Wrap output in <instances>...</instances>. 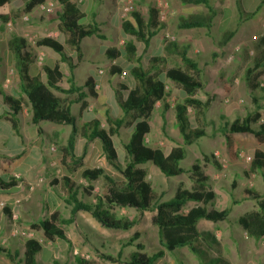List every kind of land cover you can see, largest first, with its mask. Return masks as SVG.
Returning <instances> with one entry per match:
<instances>
[{"label":"trees","instance_id":"trees-1","mask_svg":"<svg viewBox=\"0 0 264 264\" xmlns=\"http://www.w3.org/2000/svg\"><path fill=\"white\" fill-rule=\"evenodd\" d=\"M61 10L57 13L58 29L62 34L63 42L52 37H38L34 41L36 48H47L58 55L59 62L55 65H43V77L33 71V53L25 38L12 36L7 42L8 51L14 61V69L19 78V90L24 96L16 98L0 90L2 103L9 108L7 115H1L0 120L10 123L16 136L22 139L19 132L16 115L25 105L30 111V121L33 125L40 122H49L57 125H66L71 128L65 147L61 148V164L66 175L60 179H53L51 185L61 196L62 202L70 208L68 217H64L59 208H55L43 219L29 224L35 232H42L44 237L53 242L56 239L67 242L64 227L75 222L79 212L89 213L90 216L103 228L111 230L128 231L134 225L128 218L116 217L114 207L131 208L140 213H152L151 224L157 228L159 243L163 249L150 255L141 252L144 246L134 244L140 251L130 254L125 264H156L165 255V250L175 252L177 249L188 247L202 261V264H227L221 258H208L207 250L197 247L195 243L204 241L209 245H217L212 234L200 231L198 223L201 220L212 223L228 220L230 209L208 210L207 206L214 199V193L205 189L208 177L201 171L199 165H192L190 172L197 184V189L186 190L177 188L172 198L162 200L161 193L155 191L147 181V171L141 165L151 163L165 177H176L186 171L179 165L185 158V146L194 144L205 136L203 125L207 123L206 113L212 102L207 98L202 100L196 96L203 89L201 80L202 70L198 63L190 59L185 52L178 51L175 45L166 46L167 51H175L182 66L168 67L167 61L160 55L150 56L141 64V55L151 44V40L165 28L160 21L159 10L153 4L147 6V17L139 10L133 9L129 15L122 19L120 27L127 36V42L122 49L114 47L104 50L107 59L114 60L110 66L109 74L114 77L122 72L121 63L124 59L127 64L126 75L128 79L118 85L114 90L117 105L122 113L121 118H115L106 110V128L101 127V122L96 119L85 121L81 126L77 124L71 113L73 105H79V113L89 107L87 98L97 99L96 82L89 76L83 88L74 81L73 71L77 61L82 57L81 41L84 38H98L105 40L101 24L95 16L87 24L80 23L85 13L78 3L72 0H57ZM23 12L30 14L35 8L44 4L46 0H22ZM185 4L203 5L210 17L191 18L183 21L181 29H209L211 21L216 15L215 9L208 0H182ZM9 0H0V9L8 5ZM11 21L9 14L0 11V22L7 24ZM0 31L2 27L0 26ZM232 33L224 41L230 39ZM139 45L141 50H138ZM69 50L76 53L77 61L70 56ZM256 55L249 67L245 69L243 81L246 85L253 110L243 117L235 118L225 124V147L227 155L232 162L239 159V146L234 138L235 134H247L255 139L257 147L250 153V172L259 171L264 180V37L258 39L254 46ZM66 64L69 76L64 77L60 64ZM34 72V73H33ZM157 73L164 74L165 78L179 86L182 91L181 102L173 106L175 123L182 136L183 146H175L167 153L160 148H151L145 142L146 135L150 132V119L155 105L162 102V115L169 109L167 103L168 91L163 80ZM84 89L86 91H84ZM262 92L261 95L258 92ZM61 95V96H60ZM189 110L193 118L189 116ZM130 129V135L123 145L126 160L122 165L114 137L119 136L120 129ZM164 131V125L162 127ZM41 133L40 128H38ZM87 141L97 139L108 164L119 176L110 174L106 169L99 167H86L81 170L80 176L86 186H79L70 177L69 173L77 169L82 157L75 148L77 133ZM204 161L211 163L217 169L220 165L214 155L204 156ZM101 180L103 185L99 193L94 191V182ZM14 179L9 182L0 181V188L6 190L14 187ZM241 201H254L257 209L246 213L237 220V224L246 232L247 236L260 240L264 238V194L251 189H243L240 193ZM196 206L185 210L189 203ZM238 201L233 200L232 204ZM3 212L10 218L9 210L4 207ZM137 234L131 237L125 245H132ZM42 251V245L35 238H27L23 243L22 257L18 252L10 253L0 247V253L12 264H37V255ZM101 258L114 261L111 256L100 254L96 259H86L76 256L73 264H104ZM120 258V255H118ZM54 264H59L57 261Z\"/></svg>","mask_w":264,"mask_h":264},{"label":"rangeland","instance_id":"rangeland-1","mask_svg":"<svg viewBox=\"0 0 264 264\" xmlns=\"http://www.w3.org/2000/svg\"><path fill=\"white\" fill-rule=\"evenodd\" d=\"M91 1L84 0L79 2L78 0H73L83 10L88 8ZM46 3L52 6V13H42L36 8L30 14H25L22 0H9L6 8L0 9L1 12L7 10L11 19L9 23L3 24V26L0 22L2 27V31H0V40H2L0 43V54L2 50H8L7 42L12 36L23 37L27 40L28 46L34 55L33 63L36 65L37 71L42 75V67L45 65L47 58L49 65H52L53 57L56 64L59 60L58 55L52 50L36 48L34 46L35 39L48 36L63 42L64 38L58 29L57 13L61 10L58 1L46 0ZM149 4H153L159 10H162V5H167V9L163 10L165 12V21L163 22L165 28L151 40L146 52L142 53V66L145 67L143 63L153 55L164 57L168 67L182 66L178 54L175 51L166 50V46L175 45L178 51L185 52L190 59L197 62L202 70L203 89L198 91L196 96L202 100L209 98L212 102L206 113L207 123L203 125L205 136L198 139L194 144L185 146V158L179 162V165L186 171L184 174L167 178L151 163H146L140 167L146 169L147 181L155 191L161 193L162 200H168L174 196L177 188L189 191L197 189V184L194 182V177L190 170L192 165H199L201 171L208 177L205 189L214 193V199L207 206V209L223 210L228 208L230 209V214L228 220L222 222L212 223L201 220L198 223L200 231L212 234L217 245L211 246L201 240L195 245L207 250L208 258H221L227 264H264V238L254 240L248 237L246 232L237 224V220L240 217L258 208L254 201H241V191L243 189H251L264 194L262 174L259 171L251 173L249 166L250 153L257 147V144L250 135L235 134L234 138L239 146V159L232 162L227 155L224 139L225 124L232 122L235 118L243 117L254 108L249 91L243 81L245 69L251 65L256 55L254 47L245 48L241 53V49L237 52L223 51L221 49L219 51L212 50L211 45L199 41L201 38L198 35L200 30L180 28L182 21L188 19V13L183 12L180 9V4L172 0H96L92 11L94 12L95 20L102 23L101 30L106 39L84 38L81 41L82 57L79 61H77L75 52L71 50L68 52L73 60L77 61L76 68L73 71L74 81L77 86L83 88L86 79L90 75H96L97 70H102L103 72L100 76L104 80V85L102 88L99 86L98 90L102 91L97 99L87 98L89 99V107L87 109L79 113V105H73L71 113L79 126L85 121L96 118L101 122L102 128H106L104 115L106 110L115 118L122 117L114 90L118 89L120 82L128 79L126 75L128 64L122 59L120 65L121 74L112 77L109 74V68L114 65L115 61L107 59L104 55V50L111 47L117 49L124 47V43L127 42V36H125L120 27L122 19L127 17L133 9L139 10L147 17V6ZM124 7L129 8V12L125 15L123 14ZM191 9L192 13H202V8L200 7L195 6ZM90 12V10L89 12L87 11L86 17L80 23L87 24L91 21L92 15ZM237 15L239 18H244L241 10H239ZM24 16L28 17L27 21L23 20ZM166 34L173 37L174 42H168ZM215 45L218 46L216 42ZM138 50H141L140 45ZM39 54L43 55V63L41 65L36 63V58ZM230 56L231 60H229ZM59 64L64 77L67 78L69 76L67 65ZM8 66L12 67L13 64L9 62ZM1 71L2 69H0V73ZM157 77L163 80L166 85L168 91L166 99L170 107L162 115V102H158L155 105L149 123L150 132L146 135L145 142L147 146L160 148L164 153H167L175 146H183L182 136L178 132L173 110V106L181 102L183 93L179 86L166 79L164 74L157 73ZM1 80L2 77L0 76V82ZM261 85H264V81ZM84 91L86 90L84 89ZM258 94L261 95L262 92L259 91ZM1 102L0 112H3L5 106ZM189 116L193 118L191 110H189ZM163 125L164 131L162 129ZM50 126L57 132L58 137H53L50 140L49 148L52 147L54 149L49 150V153L51 156L60 159V155L62 157L61 148L66 146L71 128L69 126L58 127L57 124L41 122L42 129L48 130ZM129 135L130 129L122 127L119 136L114 137V143L122 165L126 160L123 145ZM45 146L46 143L44 142L42 149ZM75 148L78 155L82 157V166L73 169L69 175L79 186H86V182L80 176L81 170L86 167L103 168L110 174L119 176V173L113 170L105 156H103L99 140L87 141L78 132ZM260 148L264 150V145H261ZM91 152L92 156L90 157ZM210 155H214L221 167L220 169L204 161L203 157H209ZM56 165L52 166L53 174H47L45 176L47 180L44 181L46 183L44 189H50L53 200L49 198L47 200L44 194L39 195L45 204H47L46 200L48 203H58L59 206L56 208H60L62 215L67 217L69 215V207L63 204L61 196L55 190L56 188L51 185L53 179H60L66 175L61 161ZM25 168V166L22 167V169ZM42 184L44 183L42 182ZM93 184L95 186L94 191L99 193L103 182L99 180ZM233 200L238 201V203L233 205ZM194 206H196L194 203L189 202L184 209L188 210ZM4 207L6 206L4 205ZM2 213L4 212L1 211L0 214ZM113 213L116 217H124L133 221L134 225L132 228L128 231L106 229L99 225L89 213L79 212L76 215L75 222L64 227L67 242L58 239L50 242L44 237L42 232L32 231L28 224L13 223L11 220L0 224V247H6L8 242L14 238L17 239L14 243H22L27 238H35L42 245V251L37 255V264H54V261L59 264H73L76 256L97 260L100 254L111 256L114 259V261H107L101 258L100 262L104 264H125L131 253L140 251L134 246L136 243L143 245L144 249L141 252H145L148 255L163 249L159 243L157 228L151 224L152 213H140L131 208L120 207H114ZM46 216L40 215L42 218ZM10 233L13 236L9 237ZM135 234H137V237L133 244L125 245ZM6 236L8 237L7 239ZM17 250L19 256L22 257L23 245H18ZM118 255H120V258H118ZM0 264L12 263L7 261L0 253ZM156 264H202V261L190 248L184 247L177 249L175 252L165 250L164 257Z\"/></svg>","mask_w":264,"mask_h":264},{"label":"crops","instance_id":"crops-1","mask_svg":"<svg viewBox=\"0 0 264 264\" xmlns=\"http://www.w3.org/2000/svg\"><path fill=\"white\" fill-rule=\"evenodd\" d=\"M78 1L83 2L84 0ZM172 1L180 4V9L188 13L187 20L197 17L208 19L210 17L207 9L203 5L185 4L182 0ZM208 1L213 9H215L216 15L211 21V27L209 29H198L200 30L198 35L201 37L199 41L211 45L210 47L212 50L219 51V49H221L223 51L233 52L234 49L238 47L241 49V53L245 48L254 47L258 39L264 37V0ZM95 3L96 0H92L88 8L86 7L87 9H82L85 15L89 10L91 11V15H94L92 10ZM195 6L202 8V13H192L191 8ZM239 10L242 11L244 16L243 19L239 18L237 15L239 14ZM5 12L8 14L7 10ZM96 17L98 16L96 15ZM100 24L102 26V23ZM231 33L230 39L227 43H224ZM1 42L2 40H0V43ZM215 42L218 46L215 45ZM54 59L53 57L52 65L56 64ZM9 62L13 64L12 67L8 66ZM45 65H49L48 58L45 61ZM0 69H2L0 73L2 77L0 90L16 98L24 99V96L19 90V78L14 69L13 57L8 50H2L0 54ZM33 69L34 72L37 71V67L34 64ZM10 71L15 72L11 77L9 76ZM102 73V70H97L96 75H90L95 79L96 91L99 86L102 88L104 85V80L102 76H100ZM40 75L43 77L42 74ZM101 91H97L98 97ZM1 101L0 97V102ZM4 106L5 108L3 112H0V116L7 115L6 113L9 112V108L6 105ZM16 119L22 139L15 135L8 121L3 119L0 120V181L9 182L14 179L13 183L16 184L14 187L6 190L0 188V204L5 205L11 214L10 218H8L5 213L0 214V224L12 220L13 223L20 222L29 225L30 223L37 222V220L39 221L44 218L40 217V215H49L51 211L59 206L58 203H48V198L53 200V196L49 188L44 189L46 187L44 181L47 180L45 178L47 174H53V167L57 166L56 164L61 160V155L60 159H58L57 157L51 156L49 153V150L52 149V147L49 148L50 140L53 137H58L57 132L54 131L52 126H50L48 130L42 129L41 122L38 125H33L30 121V111L27 105L23 107L21 112H18ZM57 126L65 127L66 125ZM38 128H40L41 133H39ZM58 140L60 139L58 138ZM44 142L46 146L42 149ZM91 156L92 152L90 153V157ZM23 166L26 168L22 169ZM40 179L44 184L38 182ZM28 185H33L34 190L28 191L26 188ZM39 194L45 195L48 205L44 203ZM8 236L11 237L13 235L10 233ZM7 238L6 236V239ZM16 240L15 238L12 239L8 242L6 247L2 248L10 253L18 252L17 246L23 245L24 242L14 243ZM6 260L8 261L7 258Z\"/></svg>","mask_w":264,"mask_h":264},{"label":"built area","instance_id":"built-area-1","mask_svg":"<svg viewBox=\"0 0 264 264\" xmlns=\"http://www.w3.org/2000/svg\"><path fill=\"white\" fill-rule=\"evenodd\" d=\"M162 6H163V7H162V10H159V9H158V10H159L160 21H161V22H164V21H165V12H163V10L167 9V5L164 4V5H162ZM37 8H38V10H39L40 12H42V13H52V12H53L52 6H51L50 4H47V3H44V4L40 5V6H38ZM128 12H129V8L124 7V8H123V14L125 15V14L128 13ZM23 20H24V21H27V20H28V17H27V16H24V17H23ZM166 38L168 39V42H174V38H173V37H170L169 34H166ZM238 50H239V48L236 47V48L234 49V52H237ZM36 60H37V61H36L37 65H41V64L43 63V55H42V54H39V55L37 56ZM229 60H231V56L229 57ZM13 74H14L13 71H10V72H9V76H10V77L13 76ZM166 89H167V88H166ZM53 149H54V148H52L51 150H53ZM38 182H39V183H42L43 181L40 179ZM27 190H28V191H33V190H34L33 185H28V186H27ZM3 208H4V205L0 204V212L3 211Z\"/></svg>","mask_w":264,"mask_h":264}]
</instances>
